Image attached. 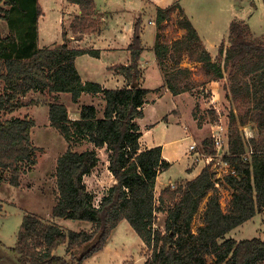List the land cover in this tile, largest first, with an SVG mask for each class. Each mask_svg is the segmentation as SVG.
<instances>
[{"label":"trees","instance_id":"obj_1","mask_svg":"<svg viewBox=\"0 0 264 264\" xmlns=\"http://www.w3.org/2000/svg\"><path fill=\"white\" fill-rule=\"evenodd\" d=\"M69 1L82 11L74 30L82 32L93 27V22L86 19L93 14V0ZM5 4L8 8L4 9ZM174 10L183 13L178 4L156 8L155 25L159 30ZM40 13L38 0H0L1 18L7 19L10 29L5 37L0 35V113H14L22 108L20 98L29 92L49 94V124L70 145L55 162L57 201L51 216L88 221L92 228L64 232L53 223L25 214L11 248L19 264H83L102 251L111 231L123 220L150 252L143 264H209L208 257L214 258L212 264H264L263 239L226 238L230 230L264 213V39H251L245 22L231 21L228 46L220 44L218 48L220 62L212 59L190 20L183 16L178 25L185 31L184 36L168 45L157 32L152 46L163 86L173 95L186 90L180 87V78L190 72L179 66L184 54L200 65L206 82L221 80L227 73V95L240 112L238 126L233 115L230 117L231 129L222 157L234 171L224 179L232 192L228 208L223 211L215 186L218 181L210 164L192 180L167 186L155 197L157 175L169 169L170 164L162 159L160 146L141 150L138 143L141 132L134 121L143 117V105L151 92L139 85L143 73L139 66L143 53L140 19L133 26L128 46L130 64L117 66L127 86L107 89L99 83H83L74 64L79 55L97 57L98 52L72 49L65 42L37 47ZM167 59L173 61L170 72L165 67ZM62 93L70 94L73 103L82 93H101L102 117H97L93 106L83 105L79 117L71 120L68 109L59 102ZM249 122L256 125L257 137L244 141L238 127ZM33 126L29 117L0 118V181L8 173L7 182L17 187L21 176L36 165L38 149L31 141ZM81 140L94 148L73 150L71 146ZM104 147L115 183L101 197L100 204L95 205L83 177L98 165L96 150ZM247 148L252 153L245 160ZM199 149L205 154L215 151L211 139L204 140ZM204 200L202 223L192 231L193 219ZM157 213L165 215L162 230L155 225ZM62 246L65 256L54 255Z\"/></svg>","mask_w":264,"mask_h":264},{"label":"rangeland","instance_id":"obj_2","mask_svg":"<svg viewBox=\"0 0 264 264\" xmlns=\"http://www.w3.org/2000/svg\"><path fill=\"white\" fill-rule=\"evenodd\" d=\"M107 1L96 0L97 8L101 11L119 10L117 19L121 21L135 19V24L140 19V29L141 24L144 26L143 42L146 46L152 45L153 35L155 37L157 32L160 34V40L168 45L184 36L185 31L178 25V21L183 16L190 20L194 29L199 34L204 48L210 52L212 59H218L220 62H222V56H220L218 48L220 44H223L224 48L228 46V27L231 21L245 22L248 25L250 31L249 37L251 39H264V0H159V4L164 6L163 9L169 8L172 4H178L183 12L180 13L178 10L171 12L170 18L162 24L160 30L155 24L153 25L149 22L154 20L155 17L154 12L157 6L155 0H124L125 4L114 6V8H112L111 4L114 1L109 0L110 3H107ZM62 2L63 0H41L43 6L46 4L44 17L47 18L46 28L49 31L48 37L45 39L42 37L40 44L50 43V41L58 38L57 19L52 10H56V6L62 5ZM3 8H8V5L5 4ZM2 15H0V35L1 37H5L10 33V29L7 19H2ZM73 16L71 13L67 15L63 27L64 31L69 30L68 21H71ZM100 17L102 18V14H97L95 11L86 17L88 21L93 22V27H89L88 32L97 29L98 23L104 24ZM76 18L73 23L76 22ZM73 34L74 37H80L76 32ZM68 35L71 37L70 33H65V39H67ZM153 54L150 50H146L144 51L145 58L142 61L139 60L141 70H145L144 74L147 73L146 85H142L141 79V85L140 83L139 85L143 88L157 89V92H154L153 95L158 97L167 92L168 97L164 98L160 104L148 105L146 117L139 119L138 124L145 131L144 128L152 122L155 113H157L156 117L158 115L163 116L160 119L162 122L153 131L146 134L144 137L145 142L155 141V143H158L172 141V148L176 147L180 156L187 152L190 141L196 143L201 148L202 142L211 139L220 127L227 136L231 129V115H233L236 122L235 126H238L237 120L240 111L236 107L237 105L227 95L229 89V83L226 77L227 73H225L224 78L221 80L206 82L200 65L196 62L189 61L186 54H184L179 66L188 70L190 69V72L180 78V87H185L186 90L181 94L173 95L165 86L157 83L160 81L158 71L154 69V63L149 65L152 61L157 63L156 56L154 54V59ZM165 61L167 71H172L173 61L171 59ZM145 63L149 64L148 66L144 65L146 68L143 69L141 65ZM83 65L80 67L84 68ZM20 100L23 103L22 108L14 113L7 114L6 112H1L0 118L29 117L33 119L34 126L31 130V141L37 147L38 151L36 152V165L28 173L21 176L19 186L14 187L7 182L9 178L8 173H4L3 180L0 181V264H19L18 256L11 251V248L16 243L18 228L25 214L30 213L37 216L43 222L53 223L64 232L90 231L92 228L91 223L88 221L83 222L51 216V210L57 201L56 182L54 178L56 169L55 162L70 145L49 124L48 104L51 102L49 94L46 92L44 94L29 92L25 96H22ZM59 102L66 106L69 118L73 120L79 117L81 106H83L85 101H80V104H78V101L73 103L70 94H63L60 96ZM99 104H101L100 99L96 98L93 107L96 108ZM171 105L174 108L176 107L172 112H170ZM97 112H99V109H97ZM102 114L98 115L97 113V117L99 118ZM169 121L178 123H172V126L167 130H163L164 122ZM238 130L244 141L257 137L258 129L252 122L245 124V126H239ZM71 148L77 152H82L83 150L94 148V145L86 140H81L80 142L74 143ZM96 151L99 163L91 173L83 178L87 191L94 199V204L99 205L101 197L115 183V180H113L108 169L109 163L107 162L106 148L97 149ZM166 157L169 156L166 155ZM174 160L177 161L159 178V186L167 183L168 179L175 180L172 186L186 182L184 179L179 178L185 175L183 168L186 161L184 159L178 160V158ZM193 163H197L199 167L204 166V162L202 161H194ZM232 170L233 168L229 165H217L215 168V179L218 181L216 187L220 195V206L223 211H226L228 208L232 192L231 188L224 183V179ZM205 202L204 200L201 203L193 219L192 231L202 223V210ZM156 215L157 220L155 225L162 230L165 215L163 213H157ZM124 225L129 227V231L123 228L119 230L116 250L114 249L110 252L112 258L115 259L111 264H143L150 252L125 220L120 224V227H124ZM230 237L239 240L259 237L264 240V214L257 215L252 220L247 221V223L230 230L226 238ZM53 254L64 257V246L57 248ZM213 260V257L207 258L209 264H212ZM93 264L97 263L94 262Z\"/></svg>","mask_w":264,"mask_h":264},{"label":"crops","instance_id":"obj_3","mask_svg":"<svg viewBox=\"0 0 264 264\" xmlns=\"http://www.w3.org/2000/svg\"><path fill=\"white\" fill-rule=\"evenodd\" d=\"M114 2H112V8H114V6H121L122 4H125L124 0H113ZM39 2V6L41 9V13L40 16L38 17V23H37V47L38 48H42L43 46H47V47H53L54 45H61V43H66L67 46L69 48L72 49H86V50H92V51H96L99 53V55L97 57H93L89 54H83V55H79V57H77L75 59V68L76 71L78 72L81 81L84 82H92V83H96V84H100L103 88H107V89H116V88H122L127 86L126 83V79L124 77V75L122 74L121 71H119L117 69V66H128L130 64L131 61V56H130V52L128 51V46L131 43L132 37H133V24H134V20L135 19H126V20H118V16L119 15V10L114 9V10H104L101 11L100 9L97 8V2L96 0H93L94 3V11L97 14H102V18L101 21L104 23L103 25L101 23H98V27L95 30H92L90 32L89 29L84 30V31H77L74 30L76 27L75 23L73 24V21L76 17H78L79 15H81V9L79 7V5L77 6L74 3H71L69 0H63L62 5L60 6H56V10H52L55 18L57 19V36L58 38L54 41H50V43H42L40 44V41L43 37V39H45L46 37H48V29L46 28V23H47V18H45V6L46 4L43 6V4L41 3V0H38ZM107 3H110V1L108 0ZM156 3V8H162L163 9V5L159 4V0H155ZM120 4V5H119ZM168 6V5H167ZM66 10V12H64ZM156 10V9H155ZM73 14V19L71 21H68V31H64L63 27L65 25V21H66V17L67 15ZM155 15V12H154ZM115 17V18H114ZM114 21V22H113ZM100 22V21H99ZM151 24H155V17L154 20L149 21ZM148 22V23H149ZM150 24V25H151ZM51 28V27H50ZM74 32L77 33L78 36L80 37H74ZM144 26L141 24V29H140V34H141V45H142V49H143V53L142 56L140 57V61H142L145 57H144V51L146 50H150V52L153 54L152 52V46L155 42V38L156 35L154 37L153 35V42L152 45L146 46L145 43L143 42L144 39ZM65 33L67 34H71V37L68 35L67 39H64ZM64 34V36L62 35ZM66 38V36H65ZM39 45V46H38ZM146 55V54H145ZM154 56V54H153ZM85 58V59H83ZM155 59V56H154ZM153 59V60H154ZM146 60V59H145ZM152 63H154V69H156L158 71V76H160V81H158L157 83L160 85H163V77L161 74V71L158 68L157 63H155V61H152L150 64L149 63H145L142 66V68H146L144 67V65L148 66L152 65ZM84 64V65H83ZM98 64V66H97ZM142 64V63H140ZM81 65H83L84 68L80 67ZM145 73V70H143V74L141 75V81H142V85L145 86L146 84V77H147V73ZM145 75V76H143ZM141 85V83H140ZM148 90H150L151 92L147 95L146 97V103L143 105V117L142 118H137L135 119L134 123H136L139 128H140V132H141V136L139 137L138 143H140V149L144 150V149H149V148H154V146H160L161 147V156L163 160H166L169 164L170 167H172L173 163L177 160H174L176 158H178V160L180 159H184L186 162L184 163V172L185 175L179 177L184 179L185 181H190L192 180L195 176H197L199 174V172L201 171V169L204 166H198L197 163H193L194 161L191 160L192 158H190L188 156V149L189 146L191 145V143H193L192 141H190L188 148H187V152L185 154H182L179 156V152L177 150L176 147L172 148V141H162V142H158L155 143V141H151V142H145L144 141V137L146 136V134L148 132H151L154 130V128L160 124L162 122V120H160L162 117L161 115H158L156 117L155 113V117L152 120V122H150L149 124L146 125V127L144 128L145 131H143L141 125L138 124L139 119H144L146 117V109L148 108V105H156V104H160L161 101L164 98H167V92H165L166 94L163 93L162 96L158 97L153 95L154 92H157V89H154L156 91H154L153 89H149L146 88ZM153 90V91H152ZM63 94H67V93H62L60 96H62ZM152 95V97H151ZM96 98L100 99L101 104H99V106H96L97 109H99V114L103 113L104 110V100H103V95L101 93H98V95H91L88 93H82L80 98L78 99V104H80V101H85L83 103V105H91L94 106V100ZM87 100V102H86ZM157 100V101H155ZM82 104V102H81ZM176 108V107H175ZM175 108L171 105V110L170 112L174 111ZM79 114V112H78ZM79 116V115H78ZM99 117H102L99 116ZM77 119V118H76ZM75 120V119H73ZM176 121V120H175ZM164 122L165 125H163V130H167L170 126H172V123H178V122ZM178 121V120H177ZM169 156V157H166ZM187 158V160H186ZM198 166V167H197ZM168 170V169H167ZM166 171V170H165ZM165 171L159 173L157 175V180H156V184H155V188H154V193L155 196H157L159 194V192L164 189L167 186H172L173 182L175 181L174 179H168L167 183H164L162 185L159 186V178L161 177V175H163L165 173ZM84 181V178H83ZM114 184V183H113ZM264 213L261 214H257V215H262ZM256 215V216H257ZM255 216V217H256ZM254 217V218H255ZM124 221V220H123ZM121 221L120 224L123 222ZM120 224L111 231L110 233V237L107 240L104 248L102 249V251L98 252L97 254H95L94 256L88 258L85 260V262L83 264H93L94 262L97 264H111L115 259L112 258V254L110 253L111 250H116V245H117V238L119 236V230L120 229H124V230H128L129 231V227L124 225V227H120ZM120 227V228H119ZM130 234H131V230H130ZM141 240V239H140ZM239 240V239H236ZM109 242H111L109 244ZM142 242V241H141ZM116 262V261H115Z\"/></svg>","mask_w":264,"mask_h":264},{"label":"built area","instance_id":"obj_4","mask_svg":"<svg viewBox=\"0 0 264 264\" xmlns=\"http://www.w3.org/2000/svg\"><path fill=\"white\" fill-rule=\"evenodd\" d=\"M211 140L213 141L215 151L213 154H205L203 153L196 143H191L188 149V156L192 157V159L196 162L202 161L204 162V166L212 165V169L215 173V168L217 165H223L228 166L226 162L223 161L222 157L225 153V146H226V133L223 131V129L220 127L216 130V132L213 134ZM252 150L248 149V151L245 153L244 158L245 160L249 155H251ZM230 166V165H229ZM230 173H234L232 170ZM218 183L215 184L217 186Z\"/></svg>","mask_w":264,"mask_h":264},{"label":"water","instance_id":"obj_5","mask_svg":"<svg viewBox=\"0 0 264 264\" xmlns=\"http://www.w3.org/2000/svg\"><path fill=\"white\" fill-rule=\"evenodd\" d=\"M136 85V83H134L132 86L134 87Z\"/></svg>","mask_w":264,"mask_h":264}]
</instances>
